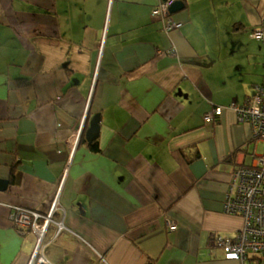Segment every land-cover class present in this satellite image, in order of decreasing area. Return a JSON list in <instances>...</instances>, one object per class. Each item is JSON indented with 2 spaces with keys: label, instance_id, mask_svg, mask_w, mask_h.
Instances as JSON below:
<instances>
[{
  "label": "crops",
  "instance_id": "obj_1",
  "mask_svg": "<svg viewBox=\"0 0 264 264\" xmlns=\"http://www.w3.org/2000/svg\"><path fill=\"white\" fill-rule=\"evenodd\" d=\"M183 1L166 31L162 0H0V264L40 240L12 205L56 208L52 264H241L213 238L244 226L224 202L256 140L229 105L264 82V0Z\"/></svg>",
  "mask_w": 264,
  "mask_h": 264
},
{
  "label": "built area",
  "instance_id": "obj_2",
  "mask_svg": "<svg viewBox=\"0 0 264 264\" xmlns=\"http://www.w3.org/2000/svg\"><path fill=\"white\" fill-rule=\"evenodd\" d=\"M173 1H162L155 13L167 20ZM180 25L179 21H165L164 28L171 31ZM253 36L258 39L264 37L262 31L255 32ZM252 91L253 96L248 100L232 102L229 107L236 111L239 120L252 125L255 137L264 141V84L253 87ZM223 110L224 107L216 106L206 113L205 120L213 122L215 115L222 114ZM11 208L12 219L18 225L20 233H25L26 228L23 225L40 232V240L31 264H52L41 252L48 226L55 220L54 211L42 215L21 206L12 205ZM225 210L229 214L243 216L244 226L235 237L214 236L213 245L223 249L226 259L238 260L241 264H264V154L256 155L252 165L242 166L235 172L226 193ZM31 217L35 218L34 223H31ZM40 217H45L46 220L42 226H37L36 222ZM171 223L170 228L176 229L177 225ZM59 224L62 229L63 222Z\"/></svg>",
  "mask_w": 264,
  "mask_h": 264
},
{
  "label": "water",
  "instance_id": "obj_3",
  "mask_svg": "<svg viewBox=\"0 0 264 264\" xmlns=\"http://www.w3.org/2000/svg\"><path fill=\"white\" fill-rule=\"evenodd\" d=\"M169 1V0H162ZM185 3L183 0H174L172 5L169 8V16L175 14L182 9H184ZM100 135V115L97 114L93 117L91 121V126L87 131V139L90 143L94 142ZM7 181L0 180V188L3 189L7 187Z\"/></svg>",
  "mask_w": 264,
  "mask_h": 264
},
{
  "label": "rangeland",
  "instance_id": "obj_4",
  "mask_svg": "<svg viewBox=\"0 0 264 264\" xmlns=\"http://www.w3.org/2000/svg\"><path fill=\"white\" fill-rule=\"evenodd\" d=\"M215 108V107H214ZM213 108V109H214ZM239 119V118H238ZM215 120H216V115H215ZM214 120V121H215ZM213 121V122H214ZM240 122H242V123H246V122H243V121H241V120H239ZM213 122H209V123H213ZM254 136H255V133H254ZM255 140L256 141H254V142H252L251 143V145H250V153H249V155H250V158H251V160H253L254 159V157H255V155H261V154H264V141L263 140H261V139H259V138H257V137H255ZM238 170V169H237ZM226 198V197H225ZM224 209H225V202H224ZM226 211V210H225ZM172 225V223L170 224V226Z\"/></svg>",
  "mask_w": 264,
  "mask_h": 264
},
{
  "label": "trees",
  "instance_id": "obj_5",
  "mask_svg": "<svg viewBox=\"0 0 264 264\" xmlns=\"http://www.w3.org/2000/svg\"><path fill=\"white\" fill-rule=\"evenodd\" d=\"M155 10H156V9H155ZM154 14L160 17L161 22H162V24H163V28H164V23H165V21H170V20H169V16L167 17V20H165L164 17H163L162 15H158V14H156L155 11H154ZM179 22H180V21H179ZM180 23H181V22H180ZM180 27H181V25H180L179 27L174 28V29H177V28H180ZM174 29H173V30H174ZM261 31L263 32V35H264V30L261 29ZM254 33H255V31H254L252 34H254ZM256 39H258V38H256ZM259 40L264 41V37H263V38H259ZM263 84H264V82H263L261 85H263ZM251 96H253V91L250 89V94H249V96L247 97L246 100H248ZM246 100H245V101H246ZM219 106H220V105H219ZM229 106H230V105H229ZM221 107H224V106H221ZM82 142H86L84 136H82V138H81V143H82ZM98 146H99V145H98L97 142L90 144V148H91V150H92V151H95V152H99V148H98ZM236 171H237V170H236ZM236 171H235V172H236ZM235 172H234V174H235ZM237 216H241V215H237ZM241 217H243V216H241Z\"/></svg>",
  "mask_w": 264,
  "mask_h": 264
},
{
  "label": "flooded vegetation",
  "instance_id": "obj_6",
  "mask_svg": "<svg viewBox=\"0 0 264 264\" xmlns=\"http://www.w3.org/2000/svg\"><path fill=\"white\" fill-rule=\"evenodd\" d=\"M55 210H56V208L54 207V209L52 210V211H54V215H55V212H56ZM52 211H51V212H52ZM54 215H53V217H54Z\"/></svg>",
  "mask_w": 264,
  "mask_h": 264
}]
</instances>
